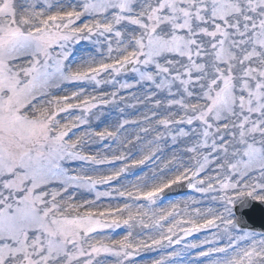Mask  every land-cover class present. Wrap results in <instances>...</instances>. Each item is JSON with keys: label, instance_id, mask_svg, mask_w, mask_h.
Returning a JSON list of instances; mask_svg holds the SVG:
<instances>
[{"label": "snow or ice", "instance_id": "obj_1", "mask_svg": "<svg viewBox=\"0 0 264 264\" xmlns=\"http://www.w3.org/2000/svg\"><path fill=\"white\" fill-rule=\"evenodd\" d=\"M257 212L264 0H0V264H264Z\"/></svg>", "mask_w": 264, "mask_h": 264}, {"label": "rangeland", "instance_id": "obj_2", "mask_svg": "<svg viewBox=\"0 0 264 264\" xmlns=\"http://www.w3.org/2000/svg\"><path fill=\"white\" fill-rule=\"evenodd\" d=\"M128 114H129L130 116H132V115H133V111H132V110H129V111H128ZM130 130H131V129H130ZM180 198H182V197H180ZM177 199H178V198H177ZM105 203H106V201H105ZM203 235H204L203 233H202V234H196L194 237H190L189 239L191 240V239H199V238H203ZM156 255H157V254L154 253V252L146 253V254L143 255V259H144V260H150V259L154 258ZM193 255H194V253H193Z\"/></svg>", "mask_w": 264, "mask_h": 264}, {"label": "water", "instance_id": "obj_3", "mask_svg": "<svg viewBox=\"0 0 264 264\" xmlns=\"http://www.w3.org/2000/svg\"><path fill=\"white\" fill-rule=\"evenodd\" d=\"M256 218L259 216V212L255 213ZM251 226H254V227H259V228H264V221H261V220H257V219H250L249 220Z\"/></svg>", "mask_w": 264, "mask_h": 264}]
</instances>
